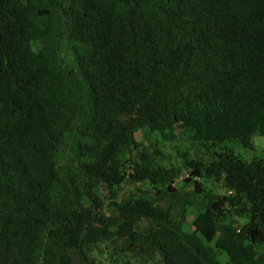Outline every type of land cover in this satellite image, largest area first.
Wrapping results in <instances>:
<instances>
[{
	"label": "trees",
	"instance_id": "trees-1",
	"mask_svg": "<svg viewBox=\"0 0 264 264\" xmlns=\"http://www.w3.org/2000/svg\"><path fill=\"white\" fill-rule=\"evenodd\" d=\"M255 135L264 0H0V264H94L102 241L109 264H264V158L226 147ZM177 141L198 150L181 166L158 147ZM182 167L226 191L212 229L183 225Z\"/></svg>",
	"mask_w": 264,
	"mask_h": 264
},
{
	"label": "rangeland",
	"instance_id": "rangeland-1",
	"mask_svg": "<svg viewBox=\"0 0 264 264\" xmlns=\"http://www.w3.org/2000/svg\"><path fill=\"white\" fill-rule=\"evenodd\" d=\"M253 148H243L240 144L237 143H228L226 145L227 148L233 150L234 154L239 158L249 161L254 157L264 158V137L260 135H255L253 137ZM158 147L162 152L166 155L167 161L171 164H175L177 166L182 165V159L179 152H186L190 156H195V153L198 152L195 146L184 143L182 141H177L174 143H158ZM191 170L185 167H182L181 170L177 173L175 178L170 182L169 188L176 189L179 191L180 196L187 200L190 203V206L185 213V221L183 225L186 230L192 231L195 228H205L212 229V224H206L203 221L202 216L199 215V212L209 205L217 195L225 194L226 191L222 188L220 183L214 182L213 180H206L203 178H199L196 176H192L190 174ZM198 183L200 185V192L196 191V185ZM119 194L124 195L126 193H131L134 197L141 195V193H146L144 195L154 197V191L151 187L146 184H138L130 182V180H126L123 184L119 186ZM99 194L106 196V191L101 192V190H96ZM156 192V191H155ZM163 200H159L158 196L156 200H158L159 205L165 206L166 208H170V200L165 192L163 195ZM161 197V196H160ZM109 199L104 198L105 209L104 212L107 215H110L113 211L110 209L108 205ZM188 207V206H187ZM175 210L173 209V212ZM179 215V211L176 210L174 212ZM199 215V216H198ZM245 214H241V216H237L235 214H229L230 221H236L239 223H243L245 221ZM147 227V224L142 222L139 223L137 229L142 231ZM83 250L86 252L89 261H92L94 264H109V258L112 254V250H119V247H115V245H110L109 243L102 241L96 245L83 243ZM259 250L264 252V244L260 245ZM84 257H76L74 264H89L83 259ZM218 258L220 261L225 262L226 256L223 253H218Z\"/></svg>",
	"mask_w": 264,
	"mask_h": 264
}]
</instances>
